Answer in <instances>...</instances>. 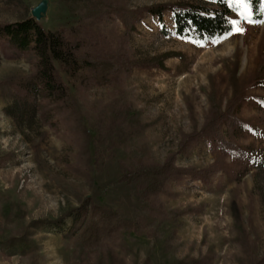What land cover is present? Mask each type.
<instances>
[{
	"label": "rangeland",
	"instance_id": "1",
	"mask_svg": "<svg viewBox=\"0 0 264 264\" xmlns=\"http://www.w3.org/2000/svg\"><path fill=\"white\" fill-rule=\"evenodd\" d=\"M42 0H0V21L33 18ZM108 1V0H106ZM105 0H49L39 21L46 31L65 29L79 38V24L111 46L123 40L139 65L163 62L164 68L123 70L110 77L108 63L93 64L76 76L56 62L76 107L91 133L92 159L84 161L83 144L73 126L37 121L24 131L6 115L11 93L0 85V239L20 235L35 221L66 219L63 230L34 235L37 249L22 256L16 249L0 252V264H257L264 261V18L255 22L246 0H227L234 29L220 41L198 42L178 37L173 14L163 21L150 14L131 37L117 19L92 25L86 18L93 4ZM129 10L194 3L197 0H109ZM243 29V34L236 31ZM125 37V38H124ZM30 56L0 47V83L21 84L35 68ZM125 72V73H124ZM9 89V88H8ZM10 92V91H9ZM233 101L242 106L244 127L233 139L240 154L232 159L204 140L185 148L190 135L207 118L219 116ZM137 113L136 133L117 141L109 121L117 107ZM216 110V111H215ZM221 110V111H220ZM57 121V118H56ZM45 125V126H44ZM134 131V129H133ZM83 139H89L83 129ZM88 146L87 144L85 145ZM164 164L174 157L180 168L218 169L209 184L190 179L171 184L161 210L140 202L135 187L121 181L126 167L143 156ZM112 209L139 230H122L100 248L85 253L69 236L73 216L85 205ZM73 215V216H72Z\"/></svg>",
	"mask_w": 264,
	"mask_h": 264
},
{
	"label": "trees",
	"instance_id": "2",
	"mask_svg": "<svg viewBox=\"0 0 264 264\" xmlns=\"http://www.w3.org/2000/svg\"><path fill=\"white\" fill-rule=\"evenodd\" d=\"M19 2L21 0H18ZM106 1V0H105ZM251 9V17L255 22L264 18V0H246ZM93 11L86 18L92 25L100 24L115 17L125 27V37H131L137 24L150 14L163 21L167 10L173 14L175 34L180 38H190L198 42L220 41L230 35L234 29L232 8L227 0H197L194 3H178L172 6H155L129 10L126 7L113 5L108 1L93 4ZM79 26L82 34L79 38L68 35L65 29L46 31L34 18L17 23L0 21V47L7 46L18 53L30 56L35 72L31 79L21 84L0 83L4 91L12 95L13 103L5 113L21 130H31L38 120L55 127L59 121L73 126L82 142L84 161H91V133L70 95L69 87L56 66V62L64 65L65 71L76 76L82 69L93 64L105 62L111 67L110 77L121 78L124 71L131 72L134 68H164L163 62L139 65L131 58L126 49V41L116 47L111 46L107 36H100L92 30ZM124 37V38H125ZM125 73V72H124ZM9 88V89H8ZM10 91V92H9ZM242 103L233 101L229 108L207 118L201 131L190 135L185 148L209 140L224 154L237 159L239 148L233 139H227L223 126L235 136L244 124L238 116ZM216 111V110H215ZM57 118V121H56ZM137 113L131 107L119 106L109 121V133L117 141H123L134 135ZM45 126V125H44ZM88 134L89 139H83L80 130ZM134 129V131H133ZM88 145L87 147L85 145ZM143 153L133 166L126 167L121 181L135 187L139 193L140 202L152 210H161L162 195L173 194L171 184L184 180L201 181L209 184L217 174L218 169L197 170L195 168H180L175 165L174 157L170 156L164 164H159ZM73 216V215H72ZM67 227L64 218L54 221H35L28 225L22 234L7 239H0V252L16 249L22 256L30 255L37 249L34 235L42 230H63ZM143 228L142 221H128L120 213L106 207L90 204L78 210L73 216V224L69 232L70 238L79 245V250L90 253L105 244L122 230H139ZM85 258V257H84ZM112 264L120 262L113 256ZM257 264H264V261Z\"/></svg>",
	"mask_w": 264,
	"mask_h": 264
},
{
	"label": "water",
	"instance_id": "3",
	"mask_svg": "<svg viewBox=\"0 0 264 264\" xmlns=\"http://www.w3.org/2000/svg\"><path fill=\"white\" fill-rule=\"evenodd\" d=\"M49 0H42L41 3L32 10V16L36 21H41L47 15Z\"/></svg>",
	"mask_w": 264,
	"mask_h": 264
},
{
	"label": "snow or ice",
	"instance_id": "4",
	"mask_svg": "<svg viewBox=\"0 0 264 264\" xmlns=\"http://www.w3.org/2000/svg\"><path fill=\"white\" fill-rule=\"evenodd\" d=\"M237 33L243 34V29L241 27L236 28Z\"/></svg>",
	"mask_w": 264,
	"mask_h": 264
}]
</instances>
